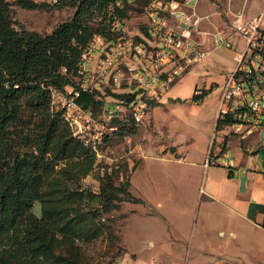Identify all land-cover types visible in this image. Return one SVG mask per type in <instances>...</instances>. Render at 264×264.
<instances>
[{
    "label": "rangeland",
    "instance_id": "rangeland-1",
    "mask_svg": "<svg viewBox=\"0 0 264 264\" xmlns=\"http://www.w3.org/2000/svg\"><path fill=\"white\" fill-rule=\"evenodd\" d=\"M36 1L48 5L29 9L20 7L16 0H7L17 28L22 25L45 33L68 19L75 10L68 0ZM237 1L240 0H198L196 13L207 14L200 20L199 27L213 30L214 25L220 26L222 20L228 18L229 8L239 5L235 3ZM255 7L250 1L245 5L247 11ZM130 17L131 27L135 18ZM225 48L232 50L234 55V46ZM234 63L233 58V66ZM199 66L197 64L179 75L161 101L151 104L147 118L134 130L126 124L127 128L104 137L96 165L83 178V184L96 193L116 192L118 189L114 188L121 186L143 200L121 201L117 208L101 211L98 218L106 226L101 235L90 240L63 242L54 250L55 256L66 257L71 264H121L125 251L130 257L134 253L133 256L136 254L152 264H181V254L185 251L189 254V258L186 255L188 264H255L256 258L264 260V234L208 194V190H215L208 184L211 176L202 164L208 151L203 157L197 144L199 139L186 136L189 133L185 130L187 125L199 129L204 122H209L202 104L190 99L182 102L176 99V103H172L173 100L168 98L169 95L179 96L182 100L191 97L195 83H200L195 72ZM100 88V97L110 99L104 97L110 87L101 83ZM114 105L115 102L107 103L110 108ZM171 140L181 142L188 151L185 159L194 162H178L169 158L168 153L158 152L157 142ZM233 155L234 150L230 149L229 156ZM222 168L226 167H211L212 179L219 182ZM216 186L227 189L226 184ZM99 200L86 201L85 208L100 210ZM158 202L161 203L159 206ZM32 209L40 215L39 202H35ZM219 229L223 230L222 234ZM229 229L235 230L236 235L230 236ZM148 237L156 241L154 248L148 243L144 245ZM131 261L139 264L132 257Z\"/></svg>",
    "mask_w": 264,
    "mask_h": 264
},
{
    "label": "trees",
    "instance_id": "trees-1",
    "mask_svg": "<svg viewBox=\"0 0 264 264\" xmlns=\"http://www.w3.org/2000/svg\"><path fill=\"white\" fill-rule=\"evenodd\" d=\"M68 1L75 6L72 15L42 33L17 28L7 0H0V264H71L54 255L61 243L101 235L106 227L98 218L101 211L117 208L121 201H142L125 187L101 194L83 184L99 155L72 134L62 111L51 107L49 86L64 91L67 85L95 115L106 100L101 88L79 85L77 63L82 45L101 30L93 17L107 0ZM16 3L29 9L48 5ZM107 85L104 97L110 101L132 96ZM207 91L193 93L191 99L200 101ZM112 122L118 125L114 131L136 126L130 117ZM220 126L218 119L215 129ZM95 198L102 208H85ZM35 202L40 215L33 212Z\"/></svg>",
    "mask_w": 264,
    "mask_h": 264
},
{
    "label": "built area",
    "instance_id": "built-area-1",
    "mask_svg": "<svg viewBox=\"0 0 264 264\" xmlns=\"http://www.w3.org/2000/svg\"><path fill=\"white\" fill-rule=\"evenodd\" d=\"M197 6L198 0H107L93 17L101 30L82 45L79 85L93 89L110 84L113 90L131 93V98L106 99L95 115L75 100L76 91L67 85L64 91L49 88L51 107L62 111L72 134L97 155L102 139L118 127L112 119L144 122L151 104L161 101L171 83L208 58V41L212 47L235 49L234 66L217 95L216 120L221 128L242 137L264 129V4L250 17L243 6L229 8L228 18L213 30L199 27L207 14L196 13ZM130 16L135 18L131 27ZM108 102H115L114 107H107ZM216 133L214 129L203 164L220 163L232 171L235 164L227 150L219 152L221 161L213 154Z\"/></svg>",
    "mask_w": 264,
    "mask_h": 264
},
{
    "label": "crops",
    "instance_id": "crops-1",
    "mask_svg": "<svg viewBox=\"0 0 264 264\" xmlns=\"http://www.w3.org/2000/svg\"><path fill=\"white\" fill-rule=\"evenodd\" d=\"M249 1L256 6L252 11H247L245 8V5ZM235 3L239 4L238 6H243L246 17H250L260 10L264 4V0H240ZM207 47H209V56L203 63L200 64L198 67L199 70L195 71L198 78L200 79L199 81L201 86L199 87L200 83H195L194 85V89H198L199 91L207 89L208 91L206 95L200 101H193L191 100V97L184 98V100H182V98L179 96H168V98L173 100L172 103H176L174 102L176 99H178V101L180 99L181 102L190 99L189 101L201 103L202 110H204L209 116V122H204V125L201 126V128L195 129L193 126L191 127L189 125H187L185 128V130L189 133L186 136L190 137V135H193L196 137V139H199L200 142L197 144L199 145L203 157H205L206 152L208 151L209 144L213 138V130L216 128L218 85L223 82L227 71L233 67L232 50L221 46L212 47L210 46V41H208ZM218 65H220L219 70L217 69ZM193 93L194 92H192V94ZM192 94L190 96H192ZM217 132L218 134L215 138V145L213 146L214 154L217 155L218 161H221V155L219 152L221 150H227V154L229 156L230 149H233L234 155L229 157L233 159L235 165L232 171L222 168L220 172L221 175L218 179L219 182L212 179L214 177L210 173V169L211 167L222 166V164L217 163L216 166L211 165V167L204 166L207 175L209 174L211 176L208 178L207 182L209 185H212L213 188H215V190H208V194L213 198L219 199L221 203H223L224 206L227 207L229 211H231V213H234L239 217H243L254 229L264 234V227L261 226L264 218V154L262 152L264 140L261 138L258 132H253L242 137L235 133H225V130L221 128V126L217 129ZM156 146L158 147V152L164 151L168 153V157L172 158L173 160L178 162H183V160L186 162H194L189 160V158H187V160L185 159L188 151L186 147H182L183 145H181V142H173L172 140L161 141L157 142ZM144 150H146L145 146ZM203 163L204 159L202 160V164ZM243 174L247 176L245 180V188L244 190H239L240 176ZM219 183L226 184L227 189H220L219 187L217 188L216 185H220ZM139 198L143 200L141 197ZM160 204L161 203L158 202L157 206ZM218 232L219 234H222L223 230L219 229ZM228 234L230 236L236 235L235 230L233 229H229ZM147 243L151 244V248L156 246V241L152 237H148L145 240L144 245ZM133 254H131V257L133 259H137L139 264H152L150 260L144 262V260H141L136 254L135 256H133ZM187 254V251L181 254V264H188L186 260ZM131 257L127 251H125L124 255L121 257L120 263L133 264ZM255 264H264V260L256 258Z\"/></svg>",
    "mask_w": 264,
    "mask_h": 264
},
{
    "label": "water",
    "instance_id": "water-1",
    "mask_svg": "<svg viewBox=\"0 0 264 264\" xmlns=\"http://www.w3.org/2000/svg\"><path fill=\"white\" fill-rule=\"evenodd\" d=\"M260 136L264 140V129L260 131ZM247 176L245 174L240 176V181H239V190H244L245 188V180Z\"/></svg>",
    "mask_w": 264,
    "mask_h": 264
}]
</instances>
